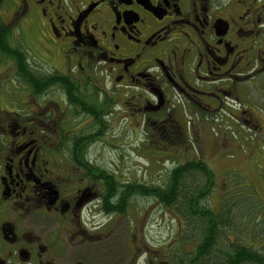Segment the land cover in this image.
<instances>
[{"label": "flooded vegetation", "instance_id": "flooded-vegetation-1", "mask_svg": "<svg viewBox=\"0 0 264 264\" xmlns=\"http://www.w3.org/2000/svg\"><path fill=\"white\" fill-rule=\"evenodd\" d=\"M263 77L264 0H0V264H153L111 236L137 188L91 148L118 118L180 145L228 102L255 126Z\"/></svg>", "mask_w": 264, "mask_h": 264}, {"label": "rangeland", "instance_id": "rangeland-1", "mask_svg": "<svg viewBox=\"0 0 264 264\" xmlns=\"http://www.w3.org/2000/svg\"><path fill=\"white\" fill-rule=\"evenodd\" d=\"M18 32L19 42L29 45V59L44 72L49 70L35 58L38 34L24 29ZM106 86L110 88V83ZM247 87L243 103L247 113L241 116L255 121V126L239 121L243 107L228 102L229 106H224L213 120L206 121L204 117L198 127L188 126L187 137L184 136L180 145L170 147L164 140L160 143L158 132L141 125L131 129L128 123L122 128V121L113 119L102 141L91 148L99 155L93 164L124 184L154 187L164 184L175 166L202 162L213 177V190L203 205L214 213L223 206L231 207L233 234L229 240L234 242L237 237L240 243L252 244L264 254V89L258 88L261 95L249 84ZM158 145H164L168 153H179L177 159L161 158L157 152L153 153ZM130 203L127 214L109 231L111 236H122L125 247L135 235L138 250L148 252L153 264H172L171 257L176 254L194 251L199 241L191 237L193 226L189 219L184 218L181 229L177 215L159 202L137 195Z\"/></svg>", "mask_w": 264, "mask_h": 264}, {"label": "trees", "instance_id": "trees-1", "mask_svg": "<svg viewBox=\"0 0 264 264\" xmlns=\"http://www.w3.org/2000/svg\"><path fill=\"white\" fill-rule=\"evenodd\" d=\"M66 86L69 87L68 84ZM108 180L111 181L110 177ZM123 186L124 202L127 200L128 188L135 194L133 188L136 187L139 196L153 199L175 213L181 229L185 219L191 221V237L198 239L199 243L191 253L171 257L173 264H264V254L252 244H242L237 237L234 242L229 240L233 234L234 216L231 207L223 206L218 213H214L203 205L213 190V177L202 162L175 166L162 185L149 187L128 183ZM121 211L125 214L123 206Z\"/></svg>", "mask_w": 264, "mask_h": 264}]
</instances>
